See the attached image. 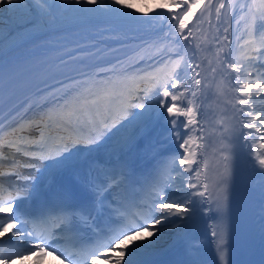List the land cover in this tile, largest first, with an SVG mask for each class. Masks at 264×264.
Segmentation results:
<instances>
[{
  "label": "snow or ice",
  "instance_id": "snow-or-ice-1",
  "mask_svg": "<svg viewBox=\"0 0 264 264\" xmlns=\"http://www.w3.org/2000/svg\"><path fill=\"white\" fill-rule=\"evenodd\" d=\"M175 7L181 10L162 18L174 21L178 37L188 41L192 31L186 29H189L192 18L197 16V8H203L200 17L207 14L209 18L212 17L214 9L216 19L219 20L221 9H224L226 4L224 0H220L218 6L214 4V0H179ZM0 11L32 15L45 27L78 21L94 23L97 18H103L117 27L129 22H147L140 20L130 5H121L120 0H55L54 4H50L48 0H35V4L32 0H0ZM248 14L249 39L246 44L254 46L252 51L264 54V0H261V7L256 8L255 12L248 8ZM36 20L29 23L35 24ZM227 31L225 28V32ZM224 39L227 40L228 37L225 36ZM67 55L72 56L74 53ZM248 58L252 59L251 56ZM0 59L4 60V56ZM228 66L236 73L243 67L241 65L238 68L235 63H229ZM178 67L179 62H176L171 72L164 74V82L161 83L156 76L129 75V69L121 67L118 61L117 65L107 71L96 73L102 78L92 81L91 87L87 84L81 85L76 89L78 94L74 96L65 93V103L54 109L60 116L69 113L73 108L83 111L81 105L102 106L99 110L101 119L97 121L95 115L92 116L91 130L87 136H83L81 129L82 135L71 141L74 148L86 144L89 150L93 146L100 148L115 138H120L122 150L128 148L135 138L133 134H128L130 128L147 126L160 119L166 112L167 117L172 118L168 122L174 130L175 140L183 150L171 159L172 171H175L176 177H171L170 173H167V165L162 164L150 181L140 185V192L137 193L136 185L140 182L134 179L127 166L110 172L98 171L85 185L86 190L93 196L91 209L75 206L74 193L64 189L54 193L51 203L42 204L35 211L26 210L21 201L39 195V185L33 183L25 195L17 194L8 201L0 200V213L10 214L0 217V264H13L15 260L23 259L25 254L35 256L37 260L52 256L60 261V264H90L98 257L111 259L110 256H101V253L107 252L119 253L114 264H142L141 258L159 245L164 228L168 224H177L173 217L178 218L184 227L193 220L197 212V201L194 197L202 198L201 205L207 202L209 211L215 205L220 214L221 230L218 233L214 228L211 234L218 241L217 252L220 261L222 264H229L226 257L235 161L234 152L229 147L231 135L227 137L228 143L221 149L220 161L223 170L210 183L209 160L204 156V125L197 118L200 114L197 97L202 83V80L197 78L200 76V72L196 71L199 65L193 68L194 88L181 79L176 71ZM27 73V70L9 64L3 75L5 80L13 74H18L17 78H20ZM146 78L153 82V87L144 88L139 84L130 86V82L135 83ZM236 79H240L239 75ZM254 88L258 90L255 93L257 99L264 97V79L257 78L255 81L243 83L237 89L239 96L244 98H237L236 103L242 106L239 111L250 118L243 122V128L262 133L260 138L264 140V119H261L264 109L255 110L252 91ZM180 117L184 120H180ZM39 119L43 121L45 117ZM35 126L39 128L41 124L37 123ZM181 127L184 129L183 133L179 130ZM224 132L228 133L229 129L225 128ZM196 133L200 135L197 136ZM243 135L245 140L252 139L251 131ZM261 148H264V144H261ZM71 154L69 144L65 143L63 149L57 148L55 157L51 154L39 157L41 160L52 161L49 164L51 167L45 165L43 174L54 175ZM255 159L259 165L257 175L260 177V187L264 195V152H256ZM183 173H189V176L184 177ZM165 174L170 176L167 181L163 179ZM2 175L4 173L0 172V176ZM117 189H123L125 194H121ZM100 210L107 216L103 227L98 223L102 218ZM93 211L97 212L94 217ZM81 224L91 231L87 239L80 234ZM144 232L148 233V237H143ZM136 235L141 236L139 241L132 240ZM125 240L131 246L119 248L118 245L123 244Z\"/></svg>",
  "mask_w": 264,
  "mask_h": 264
},
{
  "label": "bare ground",
  "instance_id": "bare-ground-1",
  "mask_svg": "<svg viewBox=\"0 0 264 264\" xmlns=\"http://www.w3.org/2000/svg\"><path fill=\"white\" fill-rule=\"evenodd\" d=\"M52 1V4H54L55 0ZM178 2L179 0H120L121 5H130L140 20L147 21L146 23L129 22L120 27L106 22L103 18H97L94 23L78 21L58 23L56 25L50 24L45 27L34 16L31 21L36 20L35 24H13L10 28L12 34L3 40L0 39V57L4 56L5 60L0 59V67L32 51L48 50V48L55 46L62 48L79 43L94 45L104 43L106 45H125L129 47V50L101 67L84 71L75 76H69L35 90L16 104L20 105V108L13 113L7 122L23 111L43 108L45 106H49L51 109L52 106L64 104L65 93L74 96L78 94L76 89L80 88L81 85L87 84L91 87L92 81L102 78L97 76L96 73L107 71L113 65H117L118 61L121 67L129 69V75H132L137 70V74L142 73V71L147 72L141 76H148L153 72L154 76L161 83L164 82V74L170 73L175 63L179 62V67L176 71L182 80H186L194 88L195 85L192 77L195 75L193 68H196L197 60L194 56L193 36L198 30L199 13L190 22L189 29H186V31H192V36L188 41L178 37L174 21H171L170 18H162L168 17L170 13L179 12L181 9L175 7V4ZM219 2L220 0H214L216 6H218ZM224 3L226 7L221 9L219 20L216 19L213 9L211 17L213 42L217 53L220 51L221 56H224L227 72L230 73L239 133L246 151L244 159L248 166V173L251 176L250 180L254 185L258 186L261 185V180L257 175L259 165L256 162L255 153L264 152V148H261V144H264L260 138L262 133H257L254 129L243 128V122H246L250 118L239 111L242 106L236 103V99L244 98L239 96L237 89L243 83L253 81V77L250 76L251 74L247 73L248 71H252L249 69L252 63H249L245 58L247 52L244 47L247 45L246 41L248 40L247 22L250 19L248 8H252L253 12H255L256 8L261 7V0H255V7H253V0H224ZM228 4L232 6L227 7ZM88 6L85 5V7ZM197 9L201 11L202 7ZM225 28L228 29L227 32H225ZM225 36L228 37L227 40L224 39ZM221 49L223 50L221 51ZM229 63H235L238 68L241 65L243 67L239 73H236L228 66ZM196 71L199 72V69L196 68ZM237 75L240 77L239 80L236 79ZM256 90V88L252 90L255 110L258 109L259 101L255 96ZM81 91H83L82 88ZM197 105L199 106V91ZM89 106L93 109L92 104H89ZM245 110L247 111L248 109ZM170 119L172 118L167 117V113L164 112L160 119L141 127V129L135 132L132 144L123 150L121 149L120 138L112 139L100 148L93 146L87 152L90 157L89 159L94 158L100 163L107 162L113 158L131 164L152 163L156 166V169L162 164L167 165L171 162L172 157L183 151L175 140V136L173 135L174 130L168 122ZM261 119H264V114ZM180 120H184V118L180 117ZM28 124L30 123L27 122L23 126V129L26 131L28 130L27 127H29ZM1 127L0 131L3 128ZM179 130L181 133L184 132L182 127ZM249 131L252 133V139L245 140L243 133ZM196 135L199 136L200 134L196 133ZM197 142L199 143V141ZM253 145H255V148H253ZM79 155H82L80 151L75 152V156ZM66 159L72 160L71 158ZM188 176L189 173L186 177ZM195 200L200 202L201 198L196 197ZM200 207L202 210L203 205L201 203ZM259 207L264 216V202ZM203 212L201 211L198 215L195 214L193 218H200ZM173 219L177 220V224H168L164 228L160 243L151 252L152 255L156 256L161 252L174 250L182 244H190L191 248L205 253L203 264H214L212 240L206 229V224L199 226L192 220L184 227L178 218L173 217ZM142 235L143 237H148L147 232H144ZM140 239V235L132 237L133 241H139ZM125 246H131L127 240L123 244L118 245L119 248H124ZM118 255V252L115 254L108 252L106 256H110L111 259H102V262L104 264H114ZM19 260H15L13 264H22ZM23 264H31V260L28 259Z\"/></svg>",
  "mask_w": 264,
  "mask_h": 264
},
{
  "label": "rangeland",
  "instance_id": "rangeland-1",
  "mask_svg": "<svg viewBox=\"0 0 264 264\" xmlns=\"http://www.w3.org/2000/svg\"><path fill=\"white\" fill-rule=\"evenodd\" d=\"M48 2L50 4L53 3L52 0H48ZM32 3L35 4V0H32ZM31 19H33L32 15L24 16L19 13L13 14V13H6L3 11H0V39L3 40L12 34L11 33L12 31H10V28L12 27L13 24L24 25V24L29 23Z\"/></svg>",
  "mask_w": 264,
  "mask_h": 264
},
{
  "label": "water",
  "instance_id": "water-1",
  "mask_svg": "<svg viewBox=\"0 0 264 264\" xmlns=\"http://www.w3.org/2000/svg\"><path fill=\"white\" fill-rule=\"evenodd\" d=\"M223 61V60H222Z\"/></svg>",
  "mask_w": 264,
  "mask_h": 264
}]
</instances>
